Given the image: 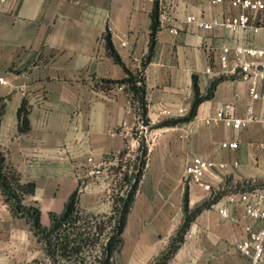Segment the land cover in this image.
I'll return each instance as SVG.
<instances>
[{
	"label": "crops",
	"instance_id": "crops-1",
	"mask_svg": "<svg viewBox=\"0 0 264 264\" xmlns=\"http://www.w3.org/2000/svg\"><path fill=\"white\" fill-rule=\"evenodd\" d=\"M156 1L160 26L152 57L143 66L151 50ZM240 11L228 0H0V76L5 79L0 152L23 182H35L34 193L23 202L39 208L43 226L51 225V214L65 210L75 191L79 202L91 196L90 182L101 179L90 174L93 166L103 173L130 147L144 143L146 164L127 220L128 225L136 204L148 236L139 242L143 258L180 232L165 264H253L236 244L248 237L247 224L258 231L261 222L245 215L240 192L264 188V124L235 128L204 119L220 109L264 119V99H251V78L206 70L219 67L223 46L264 47V36L250 29L204 30L187 20L223 19ZM107 34L121 63L107 48ZM126 69L143 71L146 129L131 93L114 83L127 76ZM258 89L264 93V81ZM197 99L190 121L150 127L188 116ZM23 101L26 130L20 129ZM197 155L228 164L207 174L211 190L186 178L185 165ZM36 243L30 224L13 214L0 189V264L32 263L38 258Z\"/></svg>",
	"mask_w": 264,
	"mask_h": 264
},
{
	"label": "trees",
	"instance_id": "trees-1",
	"mask_svg": "<svg viewBox=\"0 0 264 264\" xmlns=\"http://www.w3.org/2000/svg\"><path fill=\"white\" fill-rule=\"evenodd\" d=\"M160 6L156 1L152 12L151 50L143 63L145 66L152 57L155 37L160 26ZM107 48L117 62L121 59L114 51L107 34ZM127 76L114 83L124 84L132 95V102L140 110L141 119L146 125H150L148 118L147 86L142 72L133 73L126 69ZM197 99L191 113L182 118L165 120L150 127H162L176 125L190 121L195 116ZM5 104H0V125ZM21 119L20 129L29 127L28 107L23 101L19 108ZM143 157L140 158L138 171L135 174V182L126 197L121 198L122 206L116 208L111 214H96L84 212L79 207L78 191L71 194L65 210L61 214H51V225L45 227L41 223V212L34 205L24 204L25 195L34 193L36 184L33 181L23 182L21 175L6 162L3 153L0 152V189L9 204L13 214L23 217L31 226V230L43 246V258L35 259L29 264H116V255L122 250L124 244L123 233L127 225L128 216L135 199L143 169L146 164L147 148L141 143ZM209 203L200 208L207 207ZM196 213V212H195ZM194 213V214H195ZM187 216L181 232H183L193 215ZM170 254H168L169 256Z\"/></svg>",
	"mask_w": 264,
	"mask_h": 264
},
{
	"label": "built area",
	"instance_id": "built-area-1",
	"mask_svg": "<svg viewBox=\"0 0 264 264\" xmlns=\"http://www.w3.org/2000/svg\"><path fill=\"white\" fill-rule=\"evenodd\" d=\"M212 3H221L224 0H209ZM228 3L241 11L235 15L226 16L223 19L214 18L211 21L198 20L194 16L187 18L188 22L196 23L204 30H212L215 27H225L231 32H238L243 29H250L256 34L264 36V0H228ZM208 73L224 75H242L251 78L249 95L252 100L264 99V93L258 89L259 81H264V47H246V46H223L219 53V67L214 69L207 68ZM5 83V79L0 76V84ZM121 89L123 86L120 87ZM183 108L181 111L184 112ZM207 124H218L224 122L227 126L242 128L246 127L252 121H261L254 114L246 118H241L230 114L228 110L220 109L215 114L205 117ZM147 128V125H142ZM224 147L236 149L237 142H223ZM264 145V144H263ZM92 161V158H89ZM227 163L206 160L201 156H193L185 165L186 178L193 183L202 185L205 190H211L210 183L205 181L208 173H216L217 170H226ZM91 175L101 173L99 166H93L90 169ZM236 198L232 197L231 201ZM240 201L244 205L245 215L251 220L261 222L260 230L253 229L252 223L245 226L248 234L246 239L236 244L237 249L252 258L253 264H261L264 259V188L255 187L251 190L240 192ZM221 213L226 215L224 210Z\"/></svg>",
	"mask_w": 264,
	"mask_h": 264
},
{
	"label": "rangeland",
	"instance_id": "rangeland-1",
	"mask_svg": "<svg viewBox=\"0 0 264 264\" xmlns=\"http://www.w3.org/2000/svg\"><path fill=\"white\" fill-rule=\"evenodd\" d=\"M143 156L139 144L135 145V147H130L129 151L123 157L120 156L114 164L108 165L103 173L98 174L101 179H95L90 182L89 192L91 196L83 198L79 202V207L84 212L96 214H111L113 210L120 208L122 206L121 198L127 196L132 188V184L135 182V174L138 171L140 158ZM140 184L141 181L139 182L138 188ZM94 193L97 194L96 197ZM135 197L137 199V192ZM145 225L143 222V214L139 212L137 205L134 204L124 232L125 244L122 250L116 255V264L166 263L168 254L170 253L168 249L171 250L174 247L173 245L178 239L180 232H177L175 237L168 241L169 246L164 245L162 248L159 247L156 253L152 254L148 259H144L142 253L139 252V242H143L144 239L148 238L145 235V232L147 233V230L144 228ZM43 254V246L37 239L35 256H38L37 259H41L43 258ZM261 264H264V259Z\"/></svg>",
	"mask_w": 264,
	"mask_h": 264
}]
</instances>
